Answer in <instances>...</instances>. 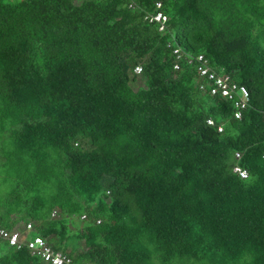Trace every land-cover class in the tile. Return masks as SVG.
Returning <instances> with one entry per match:
<instances>
[{
    "label": "trees",
    "instance_id": "trees-1",
    "mask_svg": "<svg viewBox=\"0 0 264 264\" xmlns=\"http://www.w3.org/2000/svg\"><path fill=\"white\" fill-rule=\"evenodd\" d=\"M170 42L247 87L242 119ZM29 223L75 264H264V0H0V227Z\"/></svg>",
    "mask_w": 264,
    "mask_h": 264
},
{
    "label": "built area",
    "instance_id": "built-area-1",
    "mask_svg": "<svg viewBox=\"0 0 264 264\" xmlns=\"http://www.w3.org/2000/svg\"><path fill=\"white\" fill-rule=\"evenodd\" d=\"M128 7L135 10L137 5L131 2ZM144 21L156 25L160 33L169 31V17L164 12L163 4L160 1L156 2L154 10L145 13ZM167 47L172 50L175 58L174 70H182L184 64L193 66L196 70V86L199 91L232 103L235 109V118L239 120L243 118V113L250 108V93L247 87L234 81L231 75L216 70L203 54H190L180 46H174L171 42L167 44ZM142 71L141 65L134 69V73L138 75ZM208 124L214 125V122L208 120ZM219 132H223L222 127L219 128ZM235 158L239 161L242 158V153L237 152ZM233 170L241 179L249 177V172L239 164ZM58 214V211L54 210L51 218H57ZM85 218L86 216H82V219ZM97 223L100 224V221ZM32 230V223L27 224L23 230L10 231L0 227V242L7 241L10 246L18 250L27 248L32 256L41 259L45 264H75L74 258L68 253L57 250L44 237L32 235Z\"/></svg>",
    "mask_w": 264,
    "mask_h": 264
},
{
    "label": "rangeland",
    "instance_id": "rangeland-1",
    "mask_svg": "<svg viewBox=\"0 0 264 264\" xmlns=\"http://www.w3.org/2000/svg\"><path fill=\"white\" fill-rule=\"evenodd\" d=\"M17 227H19L21 229H24L25 228V224L18 225ZM76 231H77V229L73 228V232H76ZM85 249H86V245H85L84 240L77 242V253L82 252Z\"/></svg>",
    "mask_w": 264,
    "mask_h": 264
}]
</instances>
